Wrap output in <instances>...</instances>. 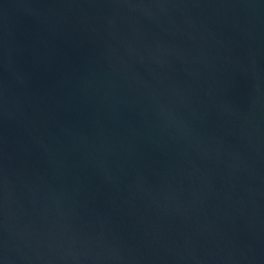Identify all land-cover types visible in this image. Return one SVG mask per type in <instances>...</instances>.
Listing matches in <instances>:
<instances>
[{
    "label": "water",
    "instance_id": "obj_1",
    "mask_svg": "<svg viewBox=\"0 0 264 264\" xmlns=\"http://www.w3.org/2000/svg\"><path fill=\"white\" fill-rule=\"evenodd\" d=\"M0 264H264V0H0Z\"/></svg>",
    "mask_w": 264,
    "mask_h": 264
}]
</instances>
